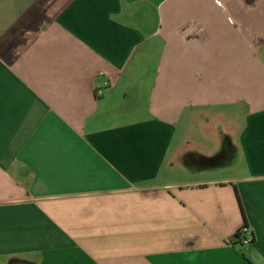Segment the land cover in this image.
I'll list each match as a JSON object with an SVG mask.
<instances>
[{
	"label": "crops",
	"instance_id": "0c3cea01",
	"mask_svg": "<svg viewBox=\"0 0 264 264\" xmlns=\"http://www.w3.org/2000/svg\"><path fill=\"white\" fill-rule=\"evenodd\" d=\"M0 264H264V0H0Z\"/></svg>",
	"mask_w": 264,
	"mask_h": 264
},
{
	"label": "built area",
	"instance_id": "2783aa9c",
	"mask_svg": "<svg viewBox=\"0 0 264 264\" xmlns=\"http://www.w3.org/2000/svg\"><path fill=\"white\" fill-rule=\"evenodd\" d=\"M102 74V73H101ZM109 86V81L108 80H104L99 86H97L96 88V94L97 95H101L104 92V89ZM239 237L238 238H234V241L239 243V244H248L252 241V236L249 234L248 228L247 227H243L241 229H239Z\"/></svg>",
	"mask_w": 264,
	"mask_h": 264
},
{
	"label": "trees",
	"instance_id": "16d2710c",
	"mask_svg": "<svg viewBox=\"0 0 264 264\" xmlns=\"http://www.w3.org/2000/svg\"><path fill=\"white\" fill-rule=\"evenodd\" d=\"M243 227H247L246 222H245V224L243 225ZM243 227H242V228H243ZM239 231H240V230H238V231L236 232L234 238H235V237H236V238L239 237Z\"/></svg>",
	"mask_w": 264,
	"mask_h": 264
}]
</instances>
